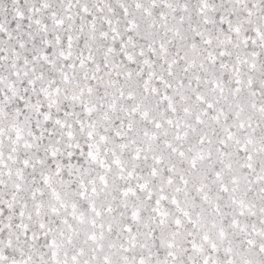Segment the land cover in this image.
Instances as JSON below:
<instances>
[{
    "label": "snow or ice",
    "instance_id": "obj_1",
    "mask_svg": "<svg viewBox=\"0 0 264 264\" xmlns=\"http://www.w3.org/2000/svg\"><path fill=\"white\" fill-rule=\"evenodd\" d=\"M0 264H264V0H0Z\"/></svg>",
    "mask_w": 264,
    "mask_h": 264
}]
</instances>
